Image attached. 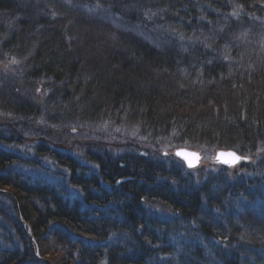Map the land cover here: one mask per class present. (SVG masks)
<instances>
[{"label":"trees","instance_id":"trees-1","mask_svg":"<svg viewBox=\"0 0 264 264\" xmlns=\"http://www.w3.org/2000/svg\"><path fill=\"white\" fill-rule=\"evenodd\" d=\"M5 59L0 145L30 136L63 183L0 148V264H264V0H0ZM53 128L133 153H61ZM179 147L250 159L199 174Z\"/></svg>","mask_w":264,"mask_h":264},{"label":"rangeland","instance_id":"rangeland-1","mask_svg":"<svg viewBox=\"0 0 264 264\" xmlns=\"http://www.w3.org/2000/svg\"><path fill=\"white\" fill-rule=\"evenodd\" d=\"M155 32H159V31H155ZM14 71V65H12V61L9 60V59H5L4 61H1L0 62V73H2L3 75L5 76H9L11 75V72ZM42 105H46V102H42ZM36 126H33V128H35ZM31 129V127H28ZM58 128H53L52 130V137L54 138L55 140V143L54 145H48L49 147L51 148H55V150L59 151V152H69L71 155H74L75 156V152L73 150H77L78 147L82 148V149H89V150H92L93 152H99L101 153L99 150L101 147L99 146V144H102L103 146H105L107 149H113L112 151L115 152V154H122V153H125V154H128V153H133V151L131 150H127L125 149V145L123 143V141H120L119 139L117 138H114V137H111V136H105L107 138H104L102 141L100 139H98L97 137H95L92 133H94L93 131L94 130H84L82 131V133L80 131H77V130H73L71 131V135L70 134H67V133H62L59 131V129L57 130ZM77 129V128H76ZM34 130V129H33ZM128 132V131H127ZM119 133L121 134H125V132L123 133L122 129L119 130ZM56 134V135H55ZM30 136L27 135V137H25V139H23V142L26 143V144H29L31 141H30ZM37 141V140H36ZM44 142V141H43ZM49 141H46V143L48 144ZM122 142V145L120 146L119 144H121ZM35 143V141H34ZM33 143V144H34ZM25 145V147H21V149L19 151H17L16 149L13 148V146L11 145L10 147L8 146H5L4 145H0V148H3L5 151H9L10 153H14L15 151H17V153L20 155V156H25L27 157L26 159H29L31 160L32 162H36L37 163V167L36 169L35 168H32V167H29V166H26L23 168V173L25 174V176H31L34 180L35 179H41L43 181H49L50 183L56 185L58 184V182L61 183V179L60 176L57 173V171H61L60 168H58V166L54 165L51 161H48V160H42L38 157H36L33 153V146L34 145ZM116 145H119V146H116ZM194 150H199V148H193ZM164 152V151H163ZM215 153L216 152H209V153H204V164L202 165L201 163V167H198L197 169L199 170V174H201V170H203V174H207V172H212V173H215L217 171V169L214 170L213 168V165H215ZM78 154V153H77ZM80 156V154H78ZM163 155V153H162ZM79 156L77 158H79ZM82 158V157H81ZM259 160H262V159H259ZM43 161L45 163H43ZM80 161L83 162V158L80 159ZM171 161V160H169ZM253 160L251 159V162ZM264 162V161H263ZM243 163H247L245 161H241L239 163V165H236V166H233V167H230L228 168V175L233 173L234 171H238V169L241 167V165H243ZM257 163V162H256ZM254 163L253 165L258 167L259 164L257 163ZM262 163V161H261ZM83 165H86V166H90L89 163H85L83 162ZM264 168V167H263ZM60 169V170H59ZM196 170V169H195ZM197 171V170H196ZM262 174L259 175V181H262L261 182V186H259V188H261V190L264 189V169L261 170ZM63 183V182H62ZM61 183V184H62ZM68 189H69V193L70 195L73 197L75 195H78L80 190L78 188H73V187H70L68 186ZM5 191V190H3ZM8 193V191H6ZM5 202V200H3ZM4 205L10 207V204L8 203V201H6L5 203H3ZM263 213V212H262ZM261 213V214H262ZM169 225L171 227V229H175L176 231H174V233H177V238L176 239H173V242L175 243V245H177L179 243V247L182 249L183 248V244H181L180 242H185L187 241L184 237V234L183 233H186L185 232H182L181 229H185L184 227L186 226L185 223H183L180 218H174V222L171 223V218H170V221H169ZM0 224H3L2 222H0ZM5 227L6 229H8V231L10 232L8 226L5 224ZM180 229V230H179ZM22 247V245H21ZM37 257L40 258L41 261H46L48 263H51L49 261V259H51L49 256H47L46 258H41L39 256L38 253H36Z\"/></svg>","mask_w":264,"mask_h":264},{"label":"water","instance_id":"water-1","mask_svg":"<svg viewBox=\"0 0 264 264\" xmlns=\"http://www.w3.org/2000/svg\"><path fill=\"white\" fill-rule=\"evenodd\" d=\"M174 156H177L179 159H181L185 166L188 169L196 168L197 166L200 165L201 163V156L199 153L194 152V151H189L186 149H177L176 151L173 152ZM246 158H242L238 156L235 152L233 151H219L216 155L215 161L217 163H221L225 166H232L235 165L241 161H246ZM0 192L4 194H8L6 191L0 190ZM21 223L23 226L26 227V223L24 219L20 216ZM28 236L30 238L31 242V247L33 250H35V245H34V240H33V235L31 230L28 231Z\"/></svg>","mask_w":264,"mask_h":264}]
</instances>
